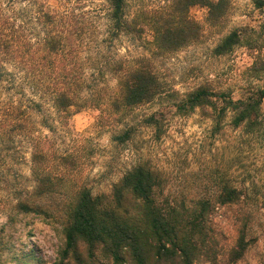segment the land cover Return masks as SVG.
Returning <instances> with one entry per match:
<instances>
[{
    "label": "rangeland",
    "instance_id": "rangeland-1",
    "mask_svg": "<svg viewBox=\"0 0 264 264\" xmlns=\"http://www.w3.org/2000/svg\"><path fill=\"white\" fill-rule=\"evenodd\" d=\"M13 1L20 13L28 9L27 1ZM167 1L128 0L127 14L132 18L141 7L151 11L166 6ZM228 1L229 12L222 26H209L206 9L193 7L188 14L201 26L200 40L174 52L158 53L151 45L149 27L141 35L114 33L106 0H71L66 6L84 18L79 26L85 28L75 57L76 74L86 82L80 96L92 107L80 112L72 108L60 116L48 98L34 95L29 87L23 88V100L29 107L34 134L50 156L51 174L63 179L53 200L67 202L80 187L88 188L93 196L109 194L136 165H145L159 176L160 195L170 200L213 198L228 185L240 190L241 197L236 204L214 209L210 228L218 257L198 264H225L243 224L249 245L237 264H264V122L255 133L234 128L232 112L219 117L218 101L216 113L195 109L186 115L178 114L175 101L167 96L119 112L106 103L117 88L113 64L137 58L149 61L166 90L179 97L205 85L215 94L224 92L237 99L250 88L264 86V74L257 79L249 77L254 55L245 44L224 56L214 54L220 41L234 30L243 38H264V32L260 34L264 6L257 7L256 0ZM6 68L14 72L10 65ZM0 94L5 100L19 98L13 91ZM261 110L264 112V100ZM24 144L26 148L16 159L2 167L7 168L6 181L0 188L7 202L12 203V197L34 184L30 151ZM60 155L63 167L56 160ZM7 207L0 211V240L5 244L0 245V264H59L64 247L60 225L35 214H11Z\"/></svg>",
    "mask_w": 264,
    "mask_h": 264
},
{
    "label": "trees",
    "instance_id": "trees-1",
    "mask_svg": "<svg viewBox=\"0 0 264 264\" xmlns=\"http://www.w3.org/2000/svg\"><path fill=\"white\" fill-rule=\"evenodd\" d=\"M25 1L28 9L20 13L13 0H0V92L6 95L13 91L19 95L16 100L12 97L5 100L0 94V184L6 181L7 168L2 167L16 159L20 150L26 148L24 143L30 151L28 162L34 184L30 190L25 188L12 197V203L2 198L0 188V211L10 206L11 214H35L59 224L64 237L59 264L216 261L217 243L210 228L212 213L217 205L236 204L241 197L237 188L225 185L213 198L170 200L160 195L159 176L145 165H136L122 175L109 194L93 196L88 188L80 187L67 202L53 200L54 191L63 179L50 172V156L34 134L29 107L24 105L23 88L29 87L34 95L48 98L60 116L72 108L80 112L92 107L89 100L80 96L86 82L76 74L75 57L81 47L78 41L85 32L84 25H79L84 18H79L74 8H67L71 0H54L55 5L51 0ZM106 3L114 33L141 35L149 27L151 45L158 53L174 52L200 40L201 26L189 17L191 8H205L209 26L220 27L230 7L228 0H168L166 6L151 11L141 7L129 18L128 0H106ZM255 3L257 7L264 6V0ZM259 39L243 38L240 31L234 30L220 41L214 54L224 56L245 44L254 55L248 68L249 77L257 79L264 74V38ZM112 71L117 88L106 103L116 112L167 96L175 101L178 114L186 115L195 109H211L216 113L218 101L219 117L232 112L234 128L255 133L263 125L264 86L250 88L237 99L224 92L215 94L205 85L179 97L176 92L166 90L145 58L117 62ZM27 101L34 105V101ZM150 121L156 124L153 118ZM127 134L123 136L128 137ZM56 160L63 167V155ZM237 233L225 264H237L249 245L244 224Z\"/></svg>",
    "mask_w": 264,
    "mask_h": 264
}]
</instances>
